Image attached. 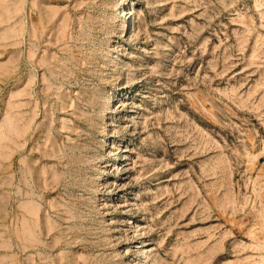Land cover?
<instances>
[{
  "label": "rangeland",
  "instance_id": "obj_1",
  "mask_svg": "<svg viewBox=\"0 0 264 264\" xmlns=\"http://www.w3.org/2000/svg\"><path fill=\"white\" fill-rule=\"evenodd\" d=\"M0 264H264V0H0Z\"/></svg>",
  "mask_w": 264,
  "mask_h": 264
},
{
  "label": "bare ground",
  "instance_id": "obj_2",
  "mask_svg": "<svg viewBox=\"0 0 264 264\" xmlns=\"http://www.w3.org/2000/svg\"><path fill=\"white\" fill-rule=\"evenodd\" d=\"M122 12H123V15H128V13L125 9Z\"/></svg>",
  "mask_w": 264,
  "mask_h": 264
}]
</instances>
